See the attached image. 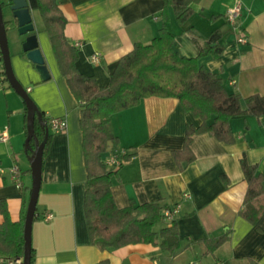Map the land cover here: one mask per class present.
Returning <instances> with one entry per match:
<instances>
[{
	"label": "crops",
	"instance_id": "0c3cea01",
	"mask_svg": "<svg viewBox=\"0 0 264 264\" xmlns=\"http://www.w3.org/2000/svg\"><path fill=\"white\" fill-rule=\"evenodd\" d=\"M236 3L240 5L237 23L247 35L245 43L236 41L225 17L226 9ZM58 6L66 17L64 35L77 49V69L93 76L100 86L108 84L109 72L119 58L135 42H149L162 24L163 0H58ZM193 6L194 12L183 23L176 20L171 6L167 8L174 48L193 56L206 44L222 46L219 55H205L201 63L222 76L228 91H237L243 97L264 94V0H200ZM32 17L50 78L41 79L18 43L20 37L8 24L12 67L44 116L65 115L67 128L60 132L49 129L31 226V264H99L103 258L110 264H264V211L256 223L238 213L247 187L240 156L245 153L264 175V115L231 118L235 133L231 143L206 132L194 134L190 142L194 159L182 162L180 167L172 151L182 147L186 125L197 126L201 119L185 111L172 96H147L112 114L109 130L116 137V147L130 155L111 177L115 203L122 207L130 199L136 203L159 201L164 207L179 202L181 208L174 220L182 243L225 229L230 230L229 239L214 253L203 254L198 243H191L174 255L153 243L102 250L91 242L83 204L86 167L80 107L60 71L49 34L35 8ZM214 31H219V36L211 40L209 35ZM93 53H99L98 61L91 59ZM1 69L2 63L0 131L6 125L8 139L0 141V166L17 163L22 185L16 186L7 172L1 173L0 203L9 219L17 221L24 203L27 205L31 185L30 152L24 149L26 107L3 79ZM45 211L53 216L45 220ZM3 219L0 209V222ZM161 226L158 223L154 228Z\"/></svg>",
	"mask_w": 264,
	"mask_h": 264
},
{
	"label": "trees",
	"instance_id": "16d2710c",
	"mask_svg": "<svg viewBox=\"0 0 264 264\" xmlns=\"http://www.w3.org/2000/svg\"><path fill=\"white\" fill-rule=\"evenodd\" d=\"M199 1L163 0L162 24L158 34L147 43L135 42L109 72L108 84L100 86L93 76L81 73L75 65L77 49L64 35L66 17L58 6V0H29L32 8L39 12L60 71L80 107L79 126L86 167L84 214L90 240L102 250L132 243H153L168 255H174L191 243H198L202 253L206 254L214 253L229 239L230 230L225 229L220 234L210 233L197 241L182 243L176 220L165 221L163 204L159 201L136 203L130 199L127 205L119 207L111 188V177L118 168L109 167L104 161L107 153L117 145L116 137L109 130L112 114L138 104L147 96L176 97L185 111L201 119L197 126L186 125L182 147L172 151L180 167L182 162L194 159L190 149L194 134L206 132L219 141L231 143L235 140L231 118L264 115V94L252 93L243 97L237 91H228L222 76L201 63L200 58L205 55H219L222 46L206 44L193 56L183 55L174 48V34L167 25L168 6L173 8L176 20L183 23L194 12V3ZM218 36L219 31H214L209 38L215 40ZM1 73L6 79L3 69ZM41 114L47 126L43 111ZM34 123L37 137L42 140L44 127L36 118ZM50 136L49 133L43 153ZM129 157L127 153L122 155L125 160ZM239 161L247 187L238 213L256 223L264 211V175L258 170L257 163L250 162L245 153ZM25 206L26 202L20 219L11 221L0 203L4 216L0 222V257L23 254ZM158 223L162 226L155 230L154 226ZM32 257L31 247V260ZM99 264H110V260L103 258ZM252 264L258 263L253 261Z\"/></svg>",
	"mask_w": 264,
	"mask_h": 264
},
{
	"label": "water",
	"instance_id": "95a60500",
	"mask_svg": "<svg viewBox=\"0 0 264 264\" xmlns=\"http://www.w3.org/2000/svg\"><path fill=\"white\" fill-rule=\"evenodd\" d=\"M32 10L33 8L29 0H0V54L3 71L9 85L25 102L26 137L24 149L30 152L28 159L31 170V185L23 221L24 243L22 264H31V226L41 183L43 149L49 135V129L48 126L44 125L46 121L42 119L38 106L14 73L7 37V26L10 24L15 29L17 36L20 37L18 43L24 51L25 56L34 63L41 79H49L50 72L36 39ZM35 118L44 127V137L42 140L38 139L35 131Z\"/></svg>",
	"mask_w": 264,
	"mask_h": 264
},
{
	"label": "built area",
	"instance_id": "2783aa9c",
	"mask_svg": "<svg viewBox=\"0 0 264 264\" xmlns=\"http://www.w3.org/2000/svg\"><path fill=\"white\" fill-rule=\"evenodd\" d=\"M240 15V5L234 4L226 9L225 17L230 26L232 27L235 39L237 42L245 43L247 41V35L245 30L240 27L237 23ZM100 58L99 53H93L91 59L98 61ZM48 129H51L53 132L64 131L67 128V119L66 116H55L47 119ZM8 139L7 126L5 125L0 131V141H6ZM126 150L122 148H113L111 149L104 158V161L107 166L112 168H118L125 159L122 158L123 154H126ZM7 172L10 179L15 183L16 186L22 185V171L17 163H12L8 167L4 168L0 166V174ZM185 197H189V193H184ZM181 208V203L177 202L170 206H164L162 212L165 218V221L170 222L174 220L179 213ZM53 216V213L50 211H45L43 213V218L45 220L50 219ZM0 264H22V255L21 256H11V257H0ZM196 264V263H189ZM216 264H225L222 261L216 262Z\"/></svg>",
	"mask_w": 264,
	"mask_h": 264
},
{
	"label": "rangeland",
	"instance_id": "374dc122",
	"mask_svg": "<svg viewBox=\"0 0 264 264\" xmlns=\"http://www.w3.org/2000/svg\"><path fill=\"white\" fill-rule=\"evenodd\" d=\"M5 17H6V14H5ZM7 37H8V43H9V49H10V45L12 43V32L8 29H7Z\"/></svg>",
	"mask_w": 264,
	"mask_h": 264
}]
</instances>
